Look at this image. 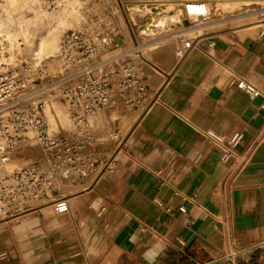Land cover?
Listing matches in <instances>:
<instances>
[{
    "label": "crops",
    "instance_id": "crops-1",
    "mask_svg": "<svg viewBox=\"0 0 264 264\" xmlns=\"http://www.w3.org/2000/svg\"><path fill=\"white\" fill-rule=\"evenodd\" d=\"M185 1L90 0L79 29L131 44L116 58L106 50L96 67L132 61L146 99L129 108L116 97L95 112L93 128L64 102L48 115L43 108L54 135L85 146L56 169L34 142L12 155L9 172L39 163L46 183L0 215V264H224L229 251L259 244L237 264H264L263 98L236 87L243 79L264 96V0H199L209 16L196 27L182 14ZM133 4L173 5L186 24L140 34L149 14L133 24ZM59 198L66 213L53 209Z\"/></svg>",
    "mask_w": 264,
    "mask_h": 264
},
{
    "label": "built area",
    "instance_id": "built-area-1",
    "mask_svg": "<svg viewBox=\"0 0 264 264\" xmlns=\"http://www.w3.org/2000/svg\"><path fill=\"white\" fill-rule=\"evenodd\" d=\"M42 5L43 0H0V215L13 211L23 201L36 198L46 183V175L39 163L24 165L9 172L11 157L18 150L34 142L51 169H56L62 164L71 163L73 154L85 146L76 136H56L52 133L42 115L43 103L18 102L23 95L21 92H25L23 90L27 89L30 82L31 71L28 67L24 70L22 67L26 63H19L18 58L9 61V54L19 56L16 49L24 44L17 35L27 28L32 9ZM182 10L190 27L208 21L209 10L204 1H185ZM106 37L110 44L115 40L108 32L89 36L85 29H73L67 31L59 43V58L68 70L74 69L76 75V81L59 96L73 114L76 123L106 108L116 97L129 108L141 106L146 99V84L132 61L127 60L105 71H99L96 67L95 62L106 50L118 48L108 47L103 42ZM190 47V41H186L176 53L181 58ZM113 57L120 56L118 54ZM236 87L252 99L262 97L260 109L264 110V96L253 84L240 79ZM209 136L216 143H222L221 138L211 133ZM238 141L239 137H234L231 145H237ZM64 154L66 157H63ZM53 209L58 214L66 213L67 201L64 198L57 199ZM179 210L185 211L184 208ZM259 246L261 244L247 249H233L222 261L224 264H237L241 254Z\"/></svg>",
    "mask_w": 264,
    "mask_h": 264
},
{
    "label": "rangeland",
    "instance_id": "rangeland-1",
    "mask_svg": "<svg viewBox=\"0 0 264 264\" xmlns=\"http://www.w3.org/2000/svg\"><path fill=\"white\" fill-rule=\"evenodd\" d=\"M89 2L90 0H43L44 5L32 9L33 14L31 15L27 28L17 35L23 41L22 44H24L21 48L16 49L19 56L16 57L15 53L9 54V61L18 58L19 63H26V66L22 68L26 70L28 67L31 71L30 82L27 85V89L23 90L25 92H21L23 95L19 97L20 100L18 102L24 104L43 103V108L47 115L52 107L55 109H61L63 107V100L59 95L76 81V75H74L75 70L72 68L68 70L54 56L57 52L54 55L41 52L38 44L43 36L49 32L50 28L55 27L57 34L56 46L58 49L62 36L67 31L77 28L82 23L80 22L82 20L81 17L84 18V25L86 24L87 16L83 12L88 8ZM261 5L264 6V4ZM224 9L231 10L232 8L225 5ZM57 15H63L65 17L64 24L58 23ZM70 23H72V26ZM128 45L131 44L129 43ZM128 45H126V48H128ZM144 51H142V54H144ZM112 55V53H107L105 57ZM136 55L134 52L129 56L136 59ZM53 60L58 65L52 72L49 70V66L52 65ZM101 135L105 137L111 136L107 130H104ZM114 136H112V139H117L116 135Z\"/></svg>",
    "mask_w": 264,
    "mask_h": 264
},
{
    "label": "bare ground",
    "instance_id": "bare-ground-1",
    "mask_svg": "<svg viewBox=\"0 0 264 264\" xmlns=\"http://www.w3.org/2000/svg\"><path fill=\"white\" fill-rule=\"evenodd\" d=\"M128 11H129L130 19H131L132 23L135 25L138 24L136 20L140 15L149 14V17H147V21H146L145 25H137L139 33L144 34V35H151L154 31H159V30L161 31V30H164L166 28L172 29L176 26H183L186 24V21L183 18H181V16H180V13H181L180 10L178 8L174 7L173 5H168V4H158V5L133 4V5H130L128 7ZM182 14L184 15V17H186L183 11H182ZM70 15H71V13H70ZM56 18H57L58 23H60V24L65 23V20H64L65 17L63 15H57ZM81 19L82 20L80 22H82V23L77 28H73V29H79L84 25V23H85L84 18H81ZM77 24H78V22H77ZM70 25L72 26V23H70ZM73 29H71V30H73ZM56 40H57L56 28L52 27V28H50L49 32L46 35H44L43 38L40 40V42L38 44L39 50L41 52H45L48 55H54L55 52H57V54L54 56H56V58L61 63H63L61 61V59L58 58L59 45H58V49H57ZM126 45L127 44L124 43L121 47H118L117 49L113 50V52H112L113 56L118 55L119 53L124 51V49L126 50L127 49ZM57 65L58 64L56 62H54V60H53L52 65L49 66L50 67L49 70L53 72V70H55V67ZM101 115L102 114L93 113L87 117V121H88L89 125L92 126V128L94 126V123L98 119L97 117H99ZM134 117H135V115L124 119L126 126H127V124H129L134 119ZM61 118H62L64 123L67 122V115L65 113L61 114ZM107 131L110 133L109 129H107Z\"/></svg>",
    "mask_w": 264,
    "mask_h": 264
},
{
    "label": "water",
    "instance_id": "water-1",
    "mask_svg": "<svg viewBox=\"0 0 264 264\" xmlns=\"http://www.w3.org/2000/svg\"><path fill=\"white\" fill-rule=\"evenodd\" d=\"M103 42H105V44L108 47H112V48L121 47L122 44H123L119 37H116L115 40L111 44L109 43V38L108 37L104 38Z\"/></svg>",
    "mask_w": 264,
    "mask_h": 264
}]
</instances>
